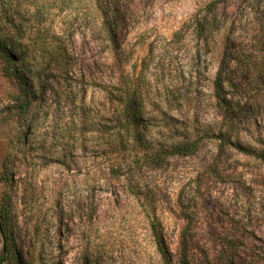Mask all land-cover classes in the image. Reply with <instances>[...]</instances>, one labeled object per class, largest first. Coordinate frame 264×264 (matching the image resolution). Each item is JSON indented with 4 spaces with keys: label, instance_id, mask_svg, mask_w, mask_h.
Instances as JSON below:
<instances>
[{
    "label": "rangeland",
    "instance_id": "1",
    "mask_svg": "<svg viewBox=\"0 0 264 264\" xmlns=\"http://www.w3.org/2000/svg\"><path fill=\"white\" fill-rule=\"evenodd\" d=\"M212 1L0 0V31L23 45L29 67L27 98L0 56V172L11 177L0 182V201L10 196L14 245L27 264H163L151 221L171 264H264V162L256 156L264 108L256 122L242 114L228 129L214 96L223 58L234 83L242 78L236 66L264 35V0H221L207 14ZM203 15L198 35L193 19ZM51 40L64 43L66 70L41 69ZM124 75L152 120L144 148L186 138L198 141L194 155L161 165L146 157L110 178L98 132L116 109L107 90ZM222 130L229 142L221 145Z\"/></svg>",
    "mask_w": 264,
    "mask_h": 264
},
{
    "label": "trees",
    "instance_id": "2",
    "mask_svg": "<svg viewBox=\"0 0 264 264\" xmlns=\"http://www.w3.org/2000/svg\"><path fill=\"white\" fill-rule=\"evenodd\" d=\"M220 1L214 0L208 3L204 9L206 13L212 12ZM102 12L105 16L106 12ZM207 24L206 15L202 17L197 16L193 19V27L198 35L203 33ZM101 28L109 37L108 40L111 48L116 51L118 41L112 23L103 17ZM53 41L46 42L48 45L43 42L45 44L43 48L45 49L44 53L46 56L43 57L40 64L41 69L42 67H46V69L66 70L70 67L72 59L67 54L64 43L59 41V43L57 42L58 44H53ZM257 44L258 47L247 54L245 62L243 64L239 62L236 66L241 71L240 76H242L238 84H235L229 75V64L225 62L224 58L218 66L214 79V96L219 108L222 110V119L228 129L240 120L239 117L242 114H245L247 121L256 122L254 111L262 106L264 108V35ZM25 54V49L20 42L0 31V56L4 60L2 66L3 74L7 77L16 78L22 89V94L28 98L29 93L27 88L29 86L25 82L24 71L25 69L29 70V67H26L28 58L25 57ZM246 62L252 63L250 69V66ZM244 73H251V78L254 80L249 87H247V77H245ZM226 87H240L244 93H250L251 95L246 98L243 96V99L236 98L233 94L229 96L230 92L226 91ZM107 92L109 94V102L116 104V109L110 119V126L105 130L97 132L101 139L105 138L107 140L106 148L107 153L110 155V163L108 170L105 171L110 178L118 181L121 174H124L122 173L124 169L129 170L131 167L135 168L137 165L143 164L146 157L156 165H161L167 157H188L198 151V141H190L185 137L181 141H172L168 145L157 144L145 149L143 144L144 132L152 124V120L145 118L140 103L138 86L136 84L132 87L129 86L124 75L120 78L118 85H113ZM216 137L220 139L221 145L229 142L227 132L225 133L223 130ZM256 156L264 162V150L256 154ZM10 181L11 177L6 172H0V182L8 183ZM184 218L189 222L188 215H184ZM150 230L153 246L161 261L163 264H171L168 260V252L165 248L163 235L152 221L150 222ZM0 236L2 240L0 264L5 261L10 264H27L26 260L18 254L14 245L11 200L10 196L6 193L3 194L0 201ZM182 239L184 240V248H187L185 233L182 234Z\"/></svg>",
    "mask_w": 264,
    "mask_h": 264
}]
</instances>
